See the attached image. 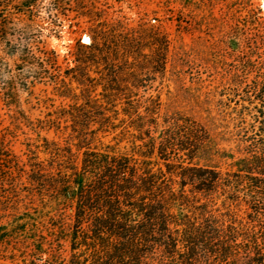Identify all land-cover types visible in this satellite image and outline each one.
Here are the masks:
<instances>
[{
    "label": "trees",
    "instance_id": "1",
    "mask_svg": "<svg viewBox=\"0 0 264 264\" xmlns=\"http://www.w3.org/2000/svg\"><path fill=\"white\" fill-rule=\"evenodd\" d=\"M74 4L90 43L77 39L82 53L63 67L37 36L46 21L57 27L64 0H0V44L21 62L12 71L0 58V100L11 114L9 126L0 122V259L264 264L261 8L245 16L241 0L239 22L219 33L208 16L181 17L170 35L131 28L100 0ZM140 62L158 82L127 77ZM194 74L196 86L202 74L216 86L186 89ZM35 85L61 103L42 91L35 106L46 112L31 119L19 89L32 96ZM205 144L217 165L192 163ZM226 162L241 168L222 174Z\"/></svg>",
    "mask_w": 264,
    "mask_h": 264
},
{
    "label": "rangeland",
    "instance_id": "2",
    "mask_svg": "<svg viewBox=\"0 0 264 264\" xmlns=\"http://www.w3.org/2000/svg\"><path fill=\"white\" fill-rule=\"evenodd\" d=\"M102 3H107L108 14L112 15L113 18H120L131 28L137 27V25L141 22L146 24L147 27L157 29L161 27L168 34L174 35L175 31L178 30L179 24L177 23L178 18L185 17L188 22H190L189 18L192 16H205L215 20V33H219L224 29L225 26L234 28L239 22L240 16V1L241 0H100ZM247 4V12L244 13L246 16L248 11H253L256 6L260 8L264 0H242ZM202 3L206 5L210 4V10L205 12L204 9L201 8ZM45 6V4H44ZM75 7L74 0H64V7L61 11L60 16L57 19V27H51L48 25V21L40 24L42 31L39 37L42 43H45L49 49L53 50L59 56V64L65 67L72 66V61L75 58L76 54H81L82 51L75 46V42L77 39H80V43L83 45H88V43H83V38L88 37L86 32H82L78 29L77 23H81L82 28H84L83 20H76V13L73 12ZM200 7V8H197ZM46 8L42 9V16L46 17L47 11ZM264 18V14H263ZM168 20V21H166ZM183 27H187L185 24H182ZM182 29V28H181ZM56 32V33H55ZM17 37V36H16ZM186 42L189 43V38L186 39ZM33 46V45H31ZM36 46H34V53L36 57H38L36 53ZM41 47V46H39ZM6 48L0 44V58L8 64L9 68L14 71L15 66L20 65L19 58L16 54L8 56L6 52ZM146 55H149V51L145 52ZM131 62V61H130ZM26 70H28L26 68ZM130 76H127L131 79H136L139 81H148V82H158V74L156 69L152 66H148V64L144 62H140L138 65H132L130 68ZM26 71H24L23 76L25 77ZM191 81L185 82V88L193 90H203L206 92L204 88L215 87L216 84L213 82V78L207 77L202 74L201 78L203 83H198L196 86L197 75L194 74L191 76ZM249 78L248 80H251ZM188 80V79H187ZM186 80V81H187ZM30 82V81H29ZM19 106L20 109L25 113V115L31 119H35L38 117H43V114L46 112L43 104L40 106H35L36 100H44L45 95L42 91L46 90L47 98H51L54 101V106H58L61 101L52 96L51 89H45L41 85H35L33 89V95L29 96L27 92H21L19 89ZM151 92V91H149ZM134 94L139 96L144 95L143 90H134ZM153 95L154 93H150ZM8 115H11L4 108L2 101L0 100V122L4 120L3 127L9 126ZM21 140V138H19ZM108 139L107 141H109ZM16 149L20 150L21 146L16 144ZM214 150L212 145L205 144L201 146V148L197 151L192 159V163L194 165H198L200 167H212L217 165V161L213 159ZM230 162L221 163L222 174H225L228 171H236L238 170V166L234 168L227 169L226 166L229 165ZM219 165V164H218ZM226 171V172H225ZM11 261H4L0 259V264H21L18 260L13 263Z\"/></svg>",
    "mask_w": 264,
    "mask_h": 264
},
{
    "label": "bare ground",
    "instance_id": "3",
    "mask_svg": "<svg viewBox=\"0 0 264 264\" xmlns=\"http://www.w3.org/2000/svg\"><path fill=\"white\" fill-rule=\"evenodd\" d=\"M262 13L264 14V3H262V5L260 6ZM89 39L87 37L83 38V43H88Z\"/></svg>",
    "mask_w": 264,
    "mask_h": 264
}]
</instances>
